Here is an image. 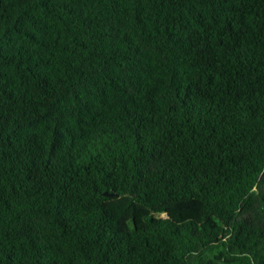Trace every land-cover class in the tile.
<instances>
[{"label": "trees", "instance_id": "trees-1", "mask_svg": "<svg viewBox=\"0 0 264 264\" xmlns=\"http://www.w3.org/2000/svg\"><path fill=\"white\" fill-rule=\"evenodd\" d=\"M0 264H264V0H0Z\"/></svg>", "mask_w": 264, "mask_h": 264}]
</instances>
